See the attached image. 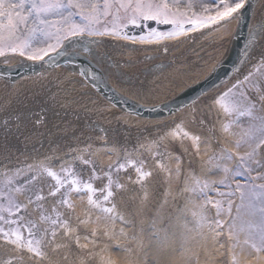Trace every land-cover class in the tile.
I'll list each match as a JSON object with an SVG mask.
<instances>
[{
    "label": "bare ground",
    "instance_id": "bare-ground-1",
    "mask_svg": "<svg viewBox=\"0 0 264 264\" xmlns=\"http://www.w3.org/2000/svg\"><path fill=\"white\" fill-rule=\"evenodd\" d=\"M253 15L255 20H252ZM252 16L249 21L253 23L264 20V14L258 6L254 9ZM224 35L225 33H219L215 38L213 34L206 37L203 41L206 42L205 45L201 44L196 53L186 51L184 45L177 47L178 42H174L167 54H160L146 62H140L139 55L157 52L158 48L146 51L140 48L125 50L117 45L115 49H121L122 52L112 55L111 58L124 72L131 74L132 78L128 83L116 82L105 69H103L104 73L101 71L102 77L120 97L131 103L145 100L147 102L144 105L147 106L162 105L163 101L171 96L174 97L179 91L203 78L207 66L215 59L220 60L223 57L221 47L227 44L224 43L226 41ZM135 43L148 44L139 41ZM260 43L261 47L256 49L253 57L261 54L264 49V41ZM98 50L107 52L109 48L99 47ZM89 57L93 59L90 55ZM161 60H170L171 64L160 72H150L152 67L160 64H149ZM253 63L252 58L225 84L204 94L191 106L193 109L184 114L187 120L182 124L183 130L188 131L191 136L200 138L198 150L189 139L194 151L185 140L173 139L169 135L175 129L174 126L162 133L163 139L159 144L155 140L157 133L165 128L163 124L172 117L178 118L181 112H174L173 116L166 117L152 114L130 117L116 103L107 101L89 88L79 76L74 73H64L61 68H57L56 75L46 81L33 76L22 77L10 84L2 79L3 76L0 74V134L2 132L4 141L8 139L16 130V127H9L12 121H19L18 125L22 127L17 130L13 149L21 148L24 144L26 149L30 150L40 144L41 151L48 153V144L62 137L64 143L74 149L73 153L96 163L95 171L103 179L109 166H112V175L121 174L122 170L117 172L116 166L119 162L128 160L144 161L143 170L151 172V175L143 182L147 190L145 189L141 198L134 193L125 195L123 190L116 193L114 196L117 203L116 212L122 215L124 220L117 219L114 225L110 218L105 219L104 213L95 215L88 212L85 197H81L73 210L77 219L88 222L81 223L79 226L82 235L79 246L74 242L67 244L68 247L56 249L53 252V264H105L106 261H110L111 264H229L232 262L233 255L237 257L239 264H264V252L255 255L247 247L243 250L234 249L228 253L232 257L227 259V252H222V249H228L227 243L221 238L214 239V234L207 227H196L191 209H195V202L200 204L203 202L202 197L198 194L194 200H187L186 195H191L192 192L183 191L186 186H192L193 181L189 182L192 180L191 177L213 182L222 179L217 170L205 177L202 176L201 171L204 173L208 167L207 161L210 154L212 157L219 153L223 154L221 148L236 153L234 141L239 138L242 129L246 126H241L239 123L238 133L232 130L219 131L220 128L209 109V105L213 109L215 101L213 103L211 101L216 98L211 95L214 91L228 88L229 84ZM177 107L170 106V109L175 110ZM218 108L220 107L215 105V111H218ZM122 122L131 128L134 127L130 131L129 143H114L106 138L108 133L114 134L117 138H124L125 128L122 127ZM181 123L178 121V124ZM250 123H246L247 127ZM214 127L217 134L213 137ZM73 138H76V142L70 140ZM217 146L219 148H216ZM61 149L65 147L61 146L59 150H53L52 154L60 153ZM169 149L172 153L163 152L161 160L168 170L166 171L159 166V156L155 153ZM138 150L141 151L132 155L133 151ZM4 151V146L0 145V153ZM83 153H90L89 158L82 156ZM8 155L14 156V153L9 152ZM174 156H179V161L174 160ZM19 157L28 162L32 160L29 154ZM49 158V154H44L42 161L45 162ZM78 160L82 163L80 159ZM69 166L71 164H64L59 168ZM178 166L181 169L179 175L176 172ZM92 172L93 169L89 174L91 175ZM160 174L163 175V179ZM137 175L136 173L132 177L137 179ZM134 179L124 187V190L133 191ZM181 180H183L182 183ZM122 181L124 183L123 177ZM216 190L214 184L210 194L212 199H220L216 195ZM208 208V214H211L214 208L210 206ZM92 221L94 224L99 223L100 227H96L91 223ZM121 229L125 234H121ZM94 231L96 235L92 236ZM106 232L110 234L105 235ZM85 236L89 239H85ZM134 236L136 239H133ZM240 239L243 241L245 236L241 235ZM93 240L95 243L92 242ZM139 242H142V247ZM0 246L5 249L9 247L3 244ZM128 249L131 251L129 252ZM225 258L226 261H223ZM26 264L44 263L27 261Z\"/></svg>",
    "mask_w": 264,
    "mask_h": 264
},
{
    "label": "snow or ice",
    "instance_id": "snow-or-ice-1",
    "mask_svg": "<svg viewBox=\"0 0 264 264\" xmlns=\"http://www.w3.org/2000/svg\"><path fill=\"white\" fill-rule=\"evenodd\" d=\"M246 5L249 9L255 6L253 0H211L210 4L201 3V11L197 12L194 10L193 0H0V58L7 62L9 54L19 55L30 61H45L46 57L54 60L59 56H79L91 51L87 45L83 46V53L76 47L77 42L84 37L116 36L133 42L138 40L140 43L159 44L210 26L222 27L232 19L245 22L242 10ZM261 12L264 14V7ZM252 20H255L254 15ZM150 21L156 25H169L170 30L162 31L151 27L148 24ZM247 24V35L239 50L234 72H239L240 67L253 58L252 53L264 41V20L254 23L248 21ZM129 25L142 30L147 28L148 31L138 37L129 35ZM239 35L244 34L240 32ZM81 75H84L83 71ZM91 75L94 80L100 78L95 73ZM258 77L264 78V49L258 57V63L253 65V71L215 100L226 116L235 117L223 124V131L228 132L232 126L238 125L242 117L253 121L242 129L235 142L236 148L248 144L250 150L241 155L221 148L223 154L209 157L207 163L212 164L215 159V168L222 171L224 177L218 182H202L191 177L192 186H186L183 191L198 193L204 198L198 206L199 210L192 212L197 228L207 227L217 240L226 237L230 250L248 247L260 253L264 252V184H257L255 181L264 179V176L252 175L255 170L253 164L256 168L264 167L257 160V156L264 152V116L255 115L264 107V79ZM169 135L173 139H191L198 150L200 138L184 131L182 125H177ZM155 155L163 156L164 153L157 152ZM74 159H80L85 165H92L93 172L89 181L78 178L72 166L62 167L60 172H56L44 161L35 165L14 168L5 166L0 169V244L9 246L15 253H0V264H24L25 254L29 259L47 260L46 249L49 245H54L53 251L68 247L67 244L54 243L60 230L79 246L80 236L72 235L74 229L69 220L58 210L60 207H73L70 201L73 191L77 194L86 191L88 205L104 213L105 219L110 218L113 225L117 219L124 220L116 212L115 203H112L115 190L123 187L118 179H113L112 166L105 173L106 183L97 189L91 181L102 178L97 175L93 162L83 157ZM179 159L177 156L178 161ZM223 160L234 161L235 166L230 168L223 165L220 163ZM143 165L142 160L119 162L116 171L134 168L138 174L136 182L142 184L151 175V172L143 170ZM159 166L168 171L163 163H159ZM180 171L178 166L177 175ZM237 177H243L244 182L236 180ZM49 178L55 183L48 184ZM214 183L229 189L227 192L216 190L217 196L226 199L213 200L208 196ZM21 196L24 197L23 201ZM236 196L238 202L232 199ZM50 199L55 200L51 210L47 207ZM106 203H111V206H105ZM208 205L215 209L214 220L208 218ZM221 215L228 219H220ZM246 216L258 219L253 222L246 220ZM87 222L80 221L82 224ZM120 232L125 234L123 229ZM241 234L245 236L243 241L240 239ZM95 235L94 231L92 236ZM84 238L89 239L88 236ZM92 242L95 243L94 240ZM139 243L142 247V242ZM105 264L111 262L106 261ZM232 264H237L235 255L232 257Z\"/></svg>",
    "mask_w": 264,
    "mask_h": 264
},
{
    "label": "rangeland",
    "instance_id": "rangeland-1",
    "mask_svg": "<svg viewBox=\"0 0 264 264\" xmlns=\"http://www.w3.org/2000/svg\"><path fill=\"white\" fill-rule=\"evenodd\" d=\"M193 2H194V4H195V6H199V7H201V3H207V4H210L211 3V0H193ZM257 113V115L258 116H263L262 115V113H260V112H256ZM256 113H255V115H256ZM227 117V116H226ZM258 123V122H257ZM215 130V129H214ZM182 140H185V139H182ZM161 142V137L160 138H158L157 139V143L159 144ZM254 143V142H253ZM188 145H190V142L189 143H187ZM248 145V144H247ZM250 148V147H249ZM250 150V149H249ZM244 154V152L243 153H241V155H243ZM221 155V154H220ZM177 159V157L175 156L174 157V160H176ZM215 164H216V162L215 161H212V164H208V166L209 165H211L212 166V168H214L215 167ZM228 167H230V168H233L234 166H235V164H234V161H231L230 163H228V164H226ZM87 166H89V165H87ZM254 168V167H253ZM255 169V168H254ZM75 174L76 175H79V176H81L82 174L81 173H79L78 172V170L77 169H75ZM160 176H161V178L163 179V175L162 174H160ZM87 178H85V179H83L84 181H89V179H87ZM261 180H263V179H261ZM260 180V181H261ZM258 181L259 180H256L255 181V183H257L258 184ZM48 184H54L55 183V181H53V180H51L50 178L48 179ZM92 183H93V186L95 187V188H97V189H100V188H102L103 187V185H101V184H98L97 182H95V180L94 181H91ZM183 182V180H181V183ZM189 182H192V180H190ZM233 182H235V181H233ZM234 185V187H235V184H233ZM233 187V188H234ZM115 190V189H114ZM122 189H120V190H115V192H119V191H121ZM63 191V190H62ZM47 192V188H45V193ZM97 195L99 196L100 194L99 193H97ZM197 195V193H195V196ZM190 197H191V195H189V196H186L185 197V199H190ZM21 198H23V196H21ZM57 198H59V197H57ZM222 198V197H221ZM222 199H226V198H222ZM213 200H216V199H213ZM236 202H238V196H237V198H235L234 199ZM55 203V200L54 199H50L49 201H48V203H47V207L49 208V210H51V208H52V206H53V204ZM225 207H226V204H225ZM30 208H31V206H30ZM195 208H197V207H195ZM59 211H61L63 214H64V218L66 219V217H65V212H66V207H60L59 209H58ZM191 211L193 212V211H196V209H191ZM99 213V212H98ZM66 215H68V214H66ZM96 215V214H95ZM214 217H215V210H214ZM220 219H222V220H225V219H228V217L227 216H225V215H223V216H221V217H219ZM245 218H247V220H257L258 219V217H249V216H246ZM68 220H69V223H70V226L74 229V232L72 233V235L73 236H76V235H79L80 236V239L82 238V235H81V232H80V230H79V226H80V222L79 221H81V219H77L76 217H75V214L73 215V219H71L70 217L69 218H67ZM209 219H211V218H209ZM94 221H92L91 223H93ZM94 224V223H93ZM96 227H100V224L98 223V224H94ZM95 238V237H94ZM93 238V239H94ZM97 239H99L98 237H96ZM55 241H58V243L59 244H70V243H74V241H72L69 237H66V236H64V234H63V231L62 230H60L59 231V233H58V235H57V237H56V239H55ZM62 248V247H61ZM1 249H2V253H7L8 255H15V253L14 252H12V250L8 247L7 249H5V248H3V247H1ZM60 249V248H59ZM27 259V256H26V254L24 255V260H26ZM29 259V258H28ZM35 260V259H34ZM35 261H37V262H39V263H46V264H53V262L52 261H50L49 259H47V260H40V261H38V260H35ZM26 263V261L24 262V264Z\"/></svg>",
    "mask_w": 264,
    "mask_h": 264
},
{
    "label": "water",
    "instance_id": "water-1",
    "mask_svg": "<svg viewBox=\"0 0 264 264\" xmlns=\"http://www.w3.org/2000/svg\"><path fill=\"white\" fill-rule=\"evenodd\" d=\"M61 58H64V56H61Z\"/></svg>",
    "mask_w": 264,
    "mask_h": 264
}]
</instances>
